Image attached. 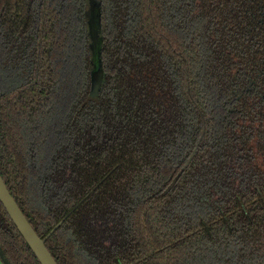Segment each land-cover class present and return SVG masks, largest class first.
I'll use <instances>...</instances> for the list:
<instances>
[{
    "label": "trees",
    "instance_id": "trees-1",
    "mask_svg": "<svg viewBox=\"0 0 264 264\" xmlns=\"http://www.w3.org/2000/svg\"><path fill=\"white\" fill-rule=\"evenodd\" d=\"M84 8L0 0V177L55 263L264 264V0H101L95 98ZM0 248L39 264L1 204Z\"/></svg>",
    "mask_w": 264,
    "mask_h": 264
},
{
    "label": "water",
    "instance_id": "water-1",
    "mask_svg": "<svg viewBox=\"0 0 264 264\" xmlns=\"http://www.w3.org/2000/svg\"><path fill=\"white\" fill-rule=\"evenodd\" d=\"M101 0H85L84 17L87 30V39L89 43V58H90V90L89 94L91 98H95L101 88L103 80V68L101 59ZM195 151L192 153L187 163L179 173V175L173 179L166 189V193L169 192L176 184L182 172L186 169ZM0 204L4 208L9 219L13 223L19 235L26 243L39 264H56L49 252L45 247V242L49 236L57 230L63 221H60L53 229L44 237L39 238L31 225L15 203L8 189L6 188L2 178L0 177ZM0 262L1 264H10L3 254L0 248Z\"/></svg>",
    "mask_w": 264,
    "mask_h": 264
},
{
    "label": "rangeland",
    "instance_id": "rangeland-1",
    "mask_svg": "<svg viewBox=\"0 0 264 264\" xmlns=\"http://www.w3.org/2000/svg\"><path fill=\"white\" fill-rule=\"evenodd\" d=\"M1 264V263H0Z\"/></svg>",
    "mask_w": 264,
    "mask_h": 264
}]
</instances>
